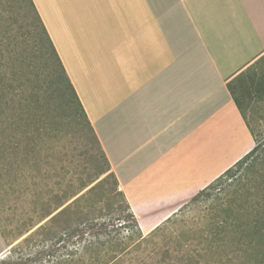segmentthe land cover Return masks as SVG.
Masks as SVG:
<instances>
[{"label": "crops", "instance_id": "1", "mask_svg": "<svg viewBox=\"0 0 264 264\" xmlns=\"http://www.w3.org/2000/svg\"><path fill=\"white\" fill-rule=\"evenodd\" d=\"M32 1L144 235L255 146L226 84L264 0Z\"/></svg>", "mask_w": 264, "mask_h": 264}, {"label": "trees", "instance_id": "2", "mask_svg": "<svg viewBox=\"0 0 264 264\" xmlns=\"http://www.w3.org/2000/svg\"><path fill=\"white\" fill-rule=\"evenodd\" d=\"M25 2L35 22V25H29L39 29V35L32 36L30 26L27 25V29L21 33L22 37L32 44L36 42L34 37L39 39L33 49L34 57L37 58L35 59L37 75L36 79L28 77L24 66H21L23 61L15 56L13 38L8 34L0 13V117L3 116L0 125H4L3 119H5V125L8 124L6 127H10L9 124L17 127V135L24 138L27 150L28 146L30 147L29 152L33 155V166L30 169L35 173H30L28 183L22 187V181L18 182L20 172L13 167L12 163H8L7 172L2 169L4 163L1 161L6 160V147L1 140L3 138L1 131L0 182L4 179L2 186L7 187L13 194H19L14 195L16 200L24 197L25 218L21 224L22 229L17 234L28 232L39 223L25 241L32 242L33 234L36 235L39 238L37 241L41 250H37L33 256L1 260L0 264H124L126 262L130 264H219L224 259H229V252L224 257L218 253V250L240 252L244 256L243 264H264V189L259 186L253 195L250 194L252 180H248L253 162L247 163V161L259 149L255 138V146L248 154L199 191L197 193L199 196L196 194L198 197L196 195L192 197L191 202L197 203L203 192L214 182L225 176L234 177L229 184V187L233 188L232 191H227L223 196L221 194L224 191L221 190L215 194L205 195L206 199L212 198V202L202 211L200 222L198 225L196 222L194 229L189 230L187 234L181 233L176 236V241L169 242L171 246L155 239L156 236H160V225L143 235L118 187L114 174L110 171L108 160L33 1L25 0ZM22 28H24L23 24H21ZM50 61H52L51 66ZM259 64L255 62L226 84L243 117L247 98L249 100L264 99V73L261 72ZM40 81L48 89L54 88L55 85L60 92L59 100L68 110L69 115L88 127L94 142L99 147L106 169L101 168L97 172L91 168L80 171L81 164L75 160L71 162L74 165V172H64V168H60L63 172L58 170L56 167L64 164L59 145L54 146L56 151L50 170L45 168L48 157L43 156L42 151L48 145L52 146L57 137L53 135L47 139V136L53 133L46 129L48 113L44 105L42 106L38 85ZM14 141L17 147L19 142L16 137ZM240 170L243 172L236 176L235 173ZM106 171L113 176L115 191L122 196L129 215L140 232L130 250H126L130 246L127 244L133 240V236L122 235L119 231L121 226L112 223L113 219L99 222L98 217L101 215L96 216V213H102L103 210L96 207V202L92 198L96 184L91 187L90 185ZM30 191L35 193L29 194ZM213 195L215 197H212ZM71 198L74 199L63 206ZM105 212L103 215L111 213L117 215V212L120 213V208L114 209L108 206ZM4 233L0 226V234L3 237H5ZM111 251H117V254Z\"/></svg>", "mask_w": 264, "mask_h": 264}, {"label": "rangeland", "instance_id": "3", "mask_svg": "<svg viewBox=\"0 0 264 264\" xmlns=\"http://www.w3.org/2000/svg\"><path fill=\"white\" fill-rule=\"evenodd\" d=\"M0 13L4 19V26L7 27L6 30L8 34H10V37L13 38L15 56H17L18 60L23 61V65L21 66H24L27 76L36 79L37 68L35 59L37 58L36 56L34 57L33 49H35V44H38L37 42L39 39L34 37V41L36 42L32 44L29 41H26V39L21 35L23 30L27 29V25H35V22H33V16L31 12H29V8L25 0H0ZM21 24L24 25V28L22 29ZM30 30L32 32V36H36V34L39 35L38 28L30 26ZM51 63L52 61L49 62L50 66ZM262 70H264V66L262 67ZM51 71L52 69L50 68V72ZM41 83V81L40 83L38 82L42 106L44 105V109L48 113L46 129L47 131H51L53 133H48L49 135L47 136V139H50L53 135L57 137L55 139L56 142H54L52 146L49 147L48 145L47 148L42 151V155L48 157L45 168L50 170L49 168L51 167V163H53V156H55L56 151L54 146L59 145L63 153V156L61 157L64 164L58 165L56 167L58 170H61L60 168H64V172H74V165L71 164V162H74L75 160H78L81 164V167L79 168L80 171H86V169L88 170L91 168L94 172H97L101 168L106 169L107 166L101 158L99 147L94 142L88 127L85 124L80 123V121H78L75 117L69 115V112H67L68 110L65 109L59 100L60 92L57 91V87L55 85L54 88L48 89ZM243 115L255 138L256 144L259 146V149L247 161V163L250 161L253 162V168L248 177V180H252L250 183V194L253 195L256 188L259 186L264 189V99L258 100L256 98L249 100L247 98L243 109ZM2 118L3 116L0 117V120H2ZM5 122L6 120L3 119L4 125H0V132H3V138L1 140L5 143L6 147V160L1 161L4 163L2 169L6 171L7 168H9L8 163H12L13 167L20 172L18 182L22 181L21 185L23 187L25 183H28L27 181L31 176L30 173H35L31 172L30 169V167L33 166V155L29 152V146L27 150V144H24V138L22 139L21 136L17 135V127L10 124V127H6L8 124L5 125ZM15 137L20 143V145L18 143L17 147L16 144H14ZM235 170L236 169H234V171ZM61 171L63 172V170ZM242 172L243 171L240 170L235 174L238 176ZM233 178L234 177L225 176L219 181L214 182L203 192L204 194L199 197L197 203L191 202L193 198L187 201L177 210L176 213L168 218V220L160 224V236H156L155 239L159 240L161 243L166 242L165 244L169 245V242L176 241L175 237L179 234H187L189 230L192 228L194 229L196 227V222L197 225L200 222L203 214L202 211L212 202V198L206 199L205 195L209 193L215 194V192L221 190L224 191L221 194V196H223V194L227 191H232L233 188L229 187V184ZM3 182H0V226L5 232V237L0 234V253H2L4 249L6 250L0 256V261L7 260L8 258L16 260L19 256H33L37 250H41L39 242L37 241L39 238L33 234L34 238H32V242H29L30 240L25 241V239L33 230L37 228L39 223L28 232L21 233L20 235L17 234L22 229L21 224L25 218V199L24 197H21V199L16 200L14 195L17 193L13 194L7 189V187L2 186ZM257 182L260 184L258 185ZM246 183L248 184V182ZM95 184L96 187L92 194V198L96 202V207L103 210L102 213H96L97 217L101 215V217H98L99 222L113 219L112 223L116 226H121L119 231L122 235L133 236V240L127 244L130 246L126 250L132 249L135 241L140 235V232L134 220L131 219L122 196L115 191L113 176L110 175L109 171H106L99 175L90 187ZM34 193V191H30L29 194ZM212 197L215 196L213 195ZM74 198L65 202L63 206L70 203ZM108 206L114 207V209L120 208V213L117 212V215L116 213L103 215L106 213L105 209ZM228 252L229 259H224L219 264H243L244 256L240 252H237L236 250H218V253L224 255V257H226L225 255ZM112 253L117 254V251H113ZM124 264L130 263L126 262Z\"/></svg>", "mask_w": 264, "mask_h": 264}]
</instances>
